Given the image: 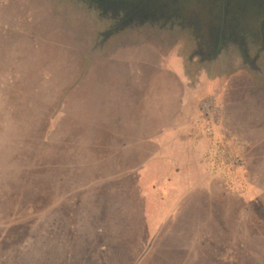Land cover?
<instances>
[{
    "label": "rangeland",
    "instance_id": "374dc122",
    "mask_svg": "<svg viewBox=\"0 0 264 264\" xmlns=\"http://www.w3.org/2000/svg\"><path fill=\"white\" fill-rule=\"evenodd\" d=\"M249 3L214 40L215 13L0 0V264H264V6ZM42 23L78 40H27ZM146 26L183 37L189 73L238 75L175 124L180 96L170 114L86 84Z\"/></svg>",
    "mask_w": 264,
    "mask_h": 264
},
{
    "label": "crops",
    "instance_id": "0c3cea01",
    "mask_svg": "<svg viewBox=\"0 0 264 264\" xmlns=\"http://www.w3.org/2000/svg\"><path fill=\"white\" fill-rule=\"evenodd\" d=\"M52 2L48 8H53L54 11L55 6ZM26 28L29 29V24ZM34 28L37 30L38 37L36 38V34L33 33L34 35L27 40H78L77 34L74 33V37L71 38L70 34L60 30L61 26L58 24L57 26L45 23L41 26L34 24ZM116 40L120 41L106 56L93 58L94 64L86 75L89 78L86 84L92 83L90 87L96 86L103 91L122 93L124 96L136 95L139 105L143 108L161 109L170 104V114L180 96L179 107L183 111L179 113L176 111L175 117L169 118L170 124L178 123V120L182 119L183 112H186L185 118H187V112L193 105L191 98L195 94L202 99L215 95L219 91L221 94V86H225L226 82L228 83L238 75V73L218 75L215 74V70L213 73L201 71L197 75L189 73L185 69V60L180 58L178 42L175 41L183 40V37L172 32L157 31L156 27L146 26L141 31L131 32L128 36ZM74 55V58H78L77 55L81 54L74 53ZM226 64L229 65V63ZM221 66L222 64L219 67ZM195 76L196 86L191 84ZM146 119L148 118H143V120ZM151 124H158V122L155 120Z\"/></svg>",
    "mask_w": 264,
    "mask_h": 264
},
{
    "label": "flooded vegetation",
    "instance_id": "af4514ba",
    "mask_svg": "<svg viewBox=\"0 0 264 264\" xmlns=\"http://www.w3.org/2000/svg\"><path fill=\"white\" fill-rule=\"evenodd\" d=\"M140 5H136L139 10L145 12L142 15H148L150 10H145L153 2L154 7L163 6L167 9V12H172L175 15L180 14L181 12H192L195 10V15L201 16L203 13L210 18V14H216L217 20L220 21L218 29H216L214 40H226L232 37L229 35L236 34V28L242 24L241 21H237V18H241L243 15H247L248 9V0H136ZM250 3L254 5L264 6V0H249ZM247 2V3H246ZM218 11V12H217ZM218 13V14H217ZM171 14V13H170ZM199 16L196 21V17L191 15L190 19H187L191 26H195L197 30L200 29L199 26ZM232 17V18H229ZM243 18V17H242ZM217 21L215 23L218 24ZM262 30H264V21L261 25ZM246 28V27H245ZM255 30V28H254ZM256 32V31H255ZM219 36L221 38H219ZM227 37V38H226ZM206 40V39H204ZM235 40V39H231Z\"/></svg>",
    "mask_w": 264,
    "mask_h": 264
}]
</instances>
